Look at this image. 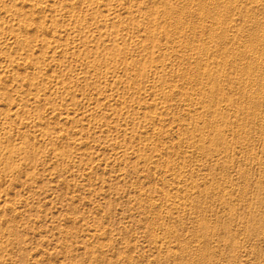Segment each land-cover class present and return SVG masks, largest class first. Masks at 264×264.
Returning <instances> with one entry per match:
<instances>
[{
    "label": "rangeland",
    "instance_id": "1",
    "mask_svg": "<svg viewBox=\"0 0 264 264\" xmlns=\"http://www.w3.org/2000/svg\"><path fill=\"white\" fill-rule=\"evenodd\" d=\"M0 264H264V0H0Z\"/></svg>",
    "mask_w": 264,
    "mask_h": 264
},
{
    "label": "bare ground",
    "instance_id": "2",
    "mask_svg": "<svg viewBox=\"0 0 264 264\" xmlns=\"http://www.w3.org/2000/svg\"><path fill=\"white\" fill-rule=\"evenodd\" d=\"M200 15V14H199Z\"/></svg>",
    "mask_w": 264,
    "mask_h": 264
}]
</instances>
